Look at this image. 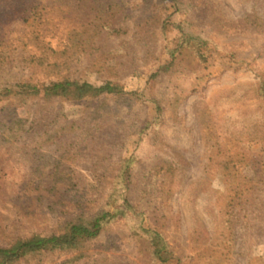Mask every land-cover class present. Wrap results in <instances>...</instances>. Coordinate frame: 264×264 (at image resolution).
I'll use <instances>...</instances> for the list:
<instances>
[{
    "label": "rangeland",
    "instance_id": "1",
    "mask_svg": "<svg viewBox=\"0 0 264 264\" xmlns=\"http://www.w3.org/2000/svg\"><path fill=\"white\" fill-rule=\"evenodd\" d=\"M179 1V11L164 21L159 0H0V116L12 111L42 128L34 135V126L18 140H6L0 130V243L35 230L55 232L81 204L89 213L102 212L117 163L97 157L127 151L130 184L119 191L117 203H132L145 224L163 233L181 257L170 264H264V198L258 216L254 211L247 217L239 207L223 213L230 183L216 158L217 151H229L238 166L237 154L243 153L246 173L263 168L264 132L253 139L250 127L255 121L264 127V23L253 22L255 13L264 18V0ZM173 21L211 40L216 51L207 61L161 68L172 61L163 49L176 33ZM52 49L60 65L40 64L38 56L51 57ZM230 55L247 62L227 63ZM71 78L111 81L124 91L50 100L6 94L7 86L19 82ZM155 99L161 114L140 130L158 114ZM62 111L65 118H56ZM84 119L95 128L84 151L97 157L78 164L80 189L44 191L59 201L57 212L37 197L41 188L32 190L33 199L20 198L33 178L31 161L21 151L38 144L51 148L42 145L44 128ZM46 181L44 188L55 184L50 175ZM230 224L236 229L234 252L211 255L215 231ZM79 254L59 247L41 261L32 257L16 264H158L126 220L109 216L86 255Z\"/></svg>",
    "mask_w": 264,
    "mask_h": 264
},
{
    "label": "trees",
    "instance_id": "2",
    "mask_svg": "<svg viewBox=\"0 0 264 264\" xmlns=\"http://www.w3.org/2000/svg\"><path fill=\"white\" fill-rule=\"evenodd\" d=\"M159 1L163 3L165 10L166 17L164 21L169 20L180 9L179 0ZM168 11L171 12L169 13ZM253 22L263 24L264 18L261 14L255 13ZM173 23V28L176 29V33L171 39H168L163 49V52L167 53L172 61L163 64L161 68H169L175 61H178L179 64H184L197 59L198 63H202L207 61L211 54L216 51L215 46L208 37L189 29L185 26L184 21H173ZM56 53H58L57 50L52 49L51 57L46 58L47 60L39 55V63L44 64L43 62L46 61L47 66L60 65ZM53 57H56V59H53ZM227 58V63H232L236 66L247 62L246 59L234 55H230ZM5 89L8 96L14 92L25 96H38L43 94L50 100L54 97L61 99H79L86 95L96 97L106 92L122 94L124 86L111 81L95 84L82 78H71L51 79L44 81L42 84L36 82L29 84L19 82L11 84ZM260 90L264 95V76L260 81ZM155 102L157 104L156 110L158 109V114L153 119H148L140 130L151 126L159 118L161 105L156 99ZM60 115H62L61 119L65 118L63 111L56 118ZM26 121L23 117L13 114L12 111L10 113L5 112L4 115H1L0 130L6 134L5 139L18 140L25 134L31 132L34 126H37L34 130V135L40 133L42 128L38 123L29 125ZM83 121L65 123V121L60 120L59 125L53 131L44 128V134L46 135L42 145L54 146L49 148L42 147L41 144H38L36 148L21 151L23 157L31 161L33 178L22 189L25 191L20 198L28 197L33 199L32 190L41 188L42 191L37 194V197L49 210L57 212L58 208L55 205L59 201L53 197L48 198L44 191L53 192L56 188L63 190L80 189L84 181L81 179L82 174L77 167L78 164L92 155L97 157L96 154L84 151L92 142V132H94L95 128L91 120L84 119ZM250 128L253 131L249 134L256 140L259 139L261 132H264L263 124L259 121L253 122ZM108 154L97 157L98 159L114 157L117 163L116 176L110 185V189L103 203L104 207L102 212L89 213L81 204L80 210L73 217L60 220L59 229L55 232L45 233L35 230L29 235L17 236L8 243H0V264H16L22 259H30L32 257L41 261L59 247L79 251L80 254L78 257H82L86 255L89 241L101 233L103 219L106 216L112 219L119 218L126 220L130 233L139 241L144 242L145 249L150 251L158 264H170L173 260L181 259L180 255H178L177 251L171 246L170 242L160 230L145 224L143 212L138 211L135 205L130 202L117 203V194L119 191L129 187L130 184L126 172L131 162V155L127 151H110ZM240 154H237V160L241 163L237 166L235 156L229 151L216 152V158H218L217 168L224 173L226 180L230 183V191L226 195L227 202L223 204L226 207H222V209L223 213L224 211L233 213L234 209L236 211L239 207L245 216L252 218L254 211H256L255 214L258 216L257 213L260 211L258 205L261 199L264 198V164L260 171L254 174H248L244 171L247 156L243 153ZM214 156V152L209 154L210 159H214ZM48 175L54 178L55 184L52 187L44 188ZM34 180L38 182L37 186H32ZM109 206L113 207L111 211L107 209ZM218 229L219 227L215 231V237L209 246L213 249H211L210 254L221 253L225 256L231 255L235 250L236 229L231 224L228 228Z\"/></svg>",
    "mask_w": 264,
    "mask_h": 264
}]
</instances>
